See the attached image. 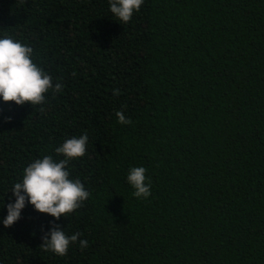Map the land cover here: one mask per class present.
<instances>
[{
	"label": "trees",
	"instance_id": "16d2710c",
	"mask_svg": "<svg viewBox=\"0 0 264 264\" xmlns=\"http://www.w3.org/2000/svg\"><path fill=\"white\" fill-rule=\"evenodd\" d=\"M5 35L63 88L0 99V221L23 169L84 133L68 169L90 196L59 220L26 203L0 222V264H264V0H144L128 23L108 0H0ZM50 221L88 247L45 252Z\"/></svg>",
	"mask_w": 264,
	"mask_h": 264
},
{
	"label": "clouds",
	"instance_id": "9594fccd",
	"mask_svg": "<svg viewBox=\"0 0 264 264\" xmlns=\"http://www.w3.org/2000/svg\"><path fill=\"white\" fill-rule=\"evenodd\" d=\"M144 0H108L109 10L121 23H128L134 12H138ZM33 48L13 39L11 35L0 38V99L4 102H14L16 105L25 103L44 105L46 93L55 94L62 91L60 82L53 83V78L33 60ZM75 75V73H73ZM118 89L113 91L114 95ZM126 107V106H124ZM43 112L44 108L41 107ZM118 122L131 124L122 110L116 112ZM8 120L11 117L7 118ZM88 135L64 140L55 148L57 155L64 158L54 159L52 155L36 158L23 169V176L11 188L14 202L6 205L7 215L2 222L4 227L12 226L21 217V210L26 203L44 214L59 220L62 216L79 209L90 196L84 184L78 178H72L68 169L69 161L83 157L87 151ZM146 168L132 167L127 175V182L134 189L136 198H147L151 195L150 180L146 177ZM147 181V182H146ZM51 227L42 236L40 246L45 252L51 251L56 255L67 254L69 246L79 239L81 233L67 235L59 224L49 222ZM81 248H87V240L79 239Z\"/></svg>",
	"mask_w": 264,
	"mask_h": 264
}]
</instances>
